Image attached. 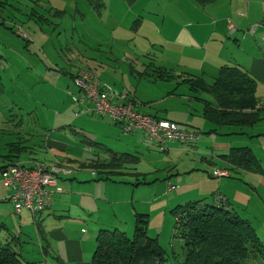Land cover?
Returning a JSON list of instances; mask_svg holds the SVG:
<instances>
[{
    "label": "crops",
    "instance_id": "obj_1",
    "mask_svg": "<svg viewBox=\"0 0 264 264\" xmlns=\"http://www.w3.org/2000/svg\"><path fill=\"white\" fill-rule=\"evenodd\" d=\"M26 1V8H31L30 5L33 8L31 1ZM263 2L264 0H38L36 3L40 8L38 18L41 23L49 25L53 17L54 27H68L66 21H69L73 30L71 33L72 59L78 62L71 71L57 69L56 76L50 75V72L47 74L45 71L42 75L53 79L54 86L58 90L62 91L61 88H65L66 95L72 103L70 109L77 108L75 99L80 97L79 90L73 82L74 76L86 71L92 72L97 77V69L94 66L96 64L92 61L93 58L87 56L93 52H108L115 60L124 59L129 67V74L135 75L137 88L141 81H173L176 85L188 86L193 95L192 98L202 103L201 117L212 127H207L204 123L201 127L203 131L199 127H191L195 131L190 130L194 131L198 138L204 135L203 138H197L193 142L168 141L172 144L190 146L203 144V147L208 150V156L202 157V161L205 160L209 167L203 179L192 180L185 187L168 183L166 194L189 193L190 197L185 199L186 201L193 195L202 198V196L211 194L210 200L212 201L210 202L212 203H215L218 195L238 217L246 218L245 220L248 219L247 221L250 222L248 211L258 206L259 210L264 208V133L247 131L261 121L264 117V110L260 112V120L253 125H244L237 129L219 125L215 123L217 114L211 113L218 110L213 95L207 91H198L192 88L191 84L197 83L200 86L203 84L204 87H210L219 79L221 70L228 67L231 68L230 71H233L230 74L238 71L239 75H244V79L247 76L246 80H252L255 85V98L264 102L262 100L264 98V29L256 27L261 20ZM230 25L235 27L234 32H230ZM253 26L255 28L251 33L249 30ZM84 42H88L91 49H86ZM65 48L59 43L58 47H54V51H62ZM139 58L147 59L148 62L142 60L134 63V60H139ZM157 70L169 73L171 79H156ZM67 78L71 80L75 90L70 89ZM40 80L45 81L46 78L38 77L36 82ZM99 81L103 87L112 90L103 83L111 86L113 84L101 79ZM0 87L1 92L3 88L1 78ZM113 87L117 90L125 89L128 94L127 101L133 103L136 110L154 119L168 120L159 113L148 114L153 109V104L145 105L140 102L131 88H118L115 85ZM200 94L208 95L210 99H204ZM110 98L115 97L111 94ZM145 108L149 110H144ZM56 115L54 113V120L51 122L53 124L56 121ZM10 121L8 117V122ZM108 121L109 127L120 128L116 123ZM15 122L18 125L21 124L20 127L0 130V168L7 162L60 163L70 172L68 175L59 176L57 186L62 189V192L53 194L49 206L37 215L26 211L19 215L15 214L9 200L10 191L0 184V250L10 245L21 256L30 252L31 257H37L39 261L42 257L48 258L47 264H92L97 232L109 229L102 227L103 220L98 219L95 222H91V219L86 220L84 214L88 205L78 199L85 197L84 194H92L88 188L97 186L91 183L102 184L104 190L109 188L108 183L121 184L112 176L110 180L95 181L93 179L96 176L99 177L98 172L108 174L116 172L112 175H123L127 165L120 170L100 166L99 163H107L104 160H108V155L104 152V157L94 152L89 162L78 163L74 170L71 167L72 161L66 158L64 145L51 141H47L45 148L38 151L46 153V160L39 161L38 155L34 152L35 149L40 148L36 144L37 140L33 139L31 134L26 133L28 130L24 129L23 120ZM136 133L138 132L127 134ZM214 168L226 171L228 177L221 179L211 177ZM77 170H89L95 176L91 181L88 177L81 176V180L77 182L85 186L73 190L75 184L71 183V180L74 178L73 172ZM225 179L228 180L225 181ZM169 184L177 188L168 191ZM50 189L54 190L55 187ZM112 189L117 190L118 188ZM250 189L252 190L251 195H249ZM66 190H69L68 195ZM128 196L127 199L116 200L114 203L129 204L131 202L132 204L133 196L130 200ZM204 199L206 201L207 198ZM148 202L154 206L156 201L155 198L154 200L150 198ZM118 206L113 212L118 213ZM145 207L146 209L151 208L147 207L146 203ZM142 210L143 208L136 209L132 206L134 218L136 214L150 216ZM86 221L91 225L89 229L81 227V223L85 224ZM29 224L36 228V241L40 246L36 244L30 248L26 245L27 237L23 228ZM156 228L157 223L155 222L150 232ZM71 229H76L80 235L74 238ZM38 233L41 234L44 242L40 241ZM147 235H149L148 231ZM69 241H72V246L68 245ZM23 260L26 264H35L24 257Z\"/></svg>",
    "mask_w": 264,
    "mask_h": 264
},
{
    "label": "rangeland",
    "instance_id": "obj_2",
    "mask_svg": "<svg viewBox=\"0 0 264 264\" xmlns=\"http://www.w3.org/2000/svg\"><path fill=\"white\" fill-rule=\"evenodd\" d=\"M30 1L33 8L30 5L31 8L27 9L26 0H0V57L2 58H0V78L3 84L0 92V130L18 128L21 124L18 125L15 121L23 120L24 129L28 130L26 133L31 134L33 139L37 140L36 144L40 146L34 151L38 155L39 161L46 160V153L38 151L45 148L47 141L56 142L64 145L66 158L72 161L71 167L74 170L78 163L89 162L94 152L104 157V152L109 153L108 151L131 156L130 165L126 166L124 174L112 176L121 184L108 183L109 188L104 190L102 184L91 183L93 186H97L88 188L92 194H84L85 197L78 199L88 205L84 217L86 220L91 219V222L98 221V219L103 220V228L111 230L117 228L132 238L134 220L132 206L136 209L143 208L142 212L150 215L147 227L149 235L147 236L150 239H155L165 251L166 264H180L182 241L174 234L173 211L176 207L184 206L189 201H205L204 198H207L205 202L212 204L210 202L212 201L210 200L211 194L202 196V198L193 195L186 201L185 199L190 197L189 193L167 195L166 188L168 183L185 187L192 180L203 179L209 165L205 160V162L202 161V157L208 156V150L203 147V144L197 146H194L195 144L191 146L172 144L168 140L160 146L151 142L142 132L130 135L123 132L121 128L109 127L107 118H100L93 114H76L75 108L70 109L72 103L66 95L65 88L62 87V91L58 90L54 86V80L42 73L45 71L49 74L50 72V75L56 76L57 69L71 71L74 66H77L78 62L72 59L71 33L73 30L66 19L68 27H54L52 25L53 17L50 19L51 24L41 23L38 18L40 8L36 0ZM59 43L66 48L62 51H54V47H58ZM84 44L86 49H91L88 42H84ZM87 56L93 58L92 61L96 64L94 66L99 79L110 82L118 88H131L140 102L145 105L152 103L153 109L148 114L159 113L169 121L172 120L182 125L180 127L189 128L186 129L191 132L195 131L191 127H199L203 131L201 128L203 123L207 124V127H212L201 117L202 103L200 100L192 98L193 95L188 86L176 85L173 81H141L137 88L135 75L129 74V67L124 59L115 60L110 57L108 52H93ZM142 60L145 59L139 58V60H134V63ZM145 61L148 62L147 59ZM38 77L46 78V80H40L37 83ZM67 80L70 83V89L75 90L71 80L68 78ZM103 84L111 87V91L114 93L125 90H117L113 85ZM169 93L171 96L168 97ZM200 95L204 99H210L208 95ZM262 100L264 101V98ZM144 110L149 109L145 108ZM54 113L57 115L53 124L51 122L54 120ZM8 117H10V122H8ZM247 132L264 133V117ZM203 136L200 135L201 138ZM11 163L13 162H7L5 166ZM73 174L74 178L71 180V183L75 184L73 190L85 186V184L80 185L77 182L81 180V176L88 177L90 181L95 176L89 170H77ZM97 179L96 176L93 180L99 181ZM227 180L225 179V181ZM66 191L68 195L69 190ZM251 193L250 189L249 195ZM127 196L129 200L133 196L132 204L131 202L129 204L114 203L116 200L127 199ZM150 198L153 200L155 198L154 206L148 202ZM145 203L147 207L151 208L146 209ZM116 206H118V213L113 212ZM258 207L248 211L250 214L248 218L260 240V251L255 250L244 264H264V261L261 260L262 257L258 259L260 253H264V208L259 210ZM86 222L85 224L81 223L83 229H89L91 226L88 221ZM155 222L157 228L150 232ZM71 231L74 238L80 235L76 229H71ZM23 232L27 237L26 245L30 248L36 244L39 245L36 241L37 230L34 226L31 224L25 226ZM38 236L40 241L44 242L41 234L38 233ZM68 245L72 246V241H69ZM255 254L258 257H254ZM22 256L35 264H47L49 260L42 257L39 261L37 257H31L30 252L27 255L22 254Z\"/></svg>",
    "mask_w": 264,
    "mask_h": 264
},
{
    "label": "trees",
    "instance_id": "obj_3",
    "mask_svg": "<svg viewBox=\"0 0 264 264\" xmlns=\"http://www.w3.org/2000/svg\"><path fill=\"white\" fill-rule=\"evenodd\" d=\"M230 69L224 67L219 79L210 87L197 83H192L191 87L213 95L218 105L217 111H210L217 114L215 123L234 129L253 125L260 120L264 103L254 96V82L246 80L247 76L244 79L238 71L230 74L233 72ZM168 74L157 70L155 78L171 79ZM108 152H105L108 160H104L107 163H99L100 166L120 170L131 162L128 154ZM98 174L99 180H110L116 172ZM218 198L217 195L212 204L202 200L191 201L174 209V234L182 241L180 264H244L255 250L260 251V240L251 223L238 217ZM148 223L147 215L136 214L132 238L118 229L99 230L92 264H166L165 251L155 239L147 236ZM255 256L258 257L257 254ZM258 259L264 261V253H260ZM23 261V257L10 245L0 250V264H26Z\"/></svg>",
    "mask_w": 264,
    "mask_h": 264
},
{
    "label": "built area",
    "instance_id": "obj_4",
    "mask_svg": "<svg viewBox=\"0 0 264 264\" xmlns=\"http://www.w3.org/2000/svg\"><path fill=\"white\" fill-rule=\"evenodd\" d=\"M264 29V2L262 3V16L256 27ZM255 26L250 28L254 31ZM235 27L230 25V32ZM73 82L79 90L80 97L75 99L77 104L76 114H95L107 118L120 126L125 133L142 132L151 142L164 145L166 140H175L180 143L196 141L195 132L188 131L178 124L165 120L154 119L136 110L133 103L127 101L125 90L114 93L103 87L99 79L92 73L82 71L78 73ZM113 94L115 98H110ZM70 170L60 163L21 164L18 162L7 164L0 171V184L10 191L9 200L13 211L19 215L26 211L37 215L44 211L50 204L53 194L62 192L57 186L59 176L68 175ZM213 178L228 177L224 170L213 169ZM51 187H55L51 190ZM170 186L168 191L176 189ZM218 199H221L220 197Z\"/></svg>",
    "mask_w": 264,
    "mask_h": 264
}]
</instances>
